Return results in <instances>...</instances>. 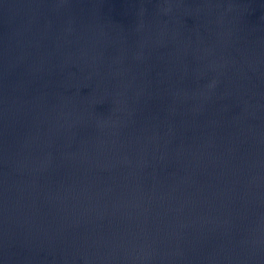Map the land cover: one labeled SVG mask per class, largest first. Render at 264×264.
Here are the masks:
<instances>
[{
    "label": "water",
    "instance_id": "water-1",
    "mask_svg": "<svg viewBox=\"0 0 264 264\" xmlns=\"http://www.w3.org/2000/svg\"><path fill=\"white\" fill-rule=\"evenodd\" d=\"M0 264H264V0H0Z\"/></svg>",
    "mask_w": 264,
    "mask_h": 264
}]
</instances>
